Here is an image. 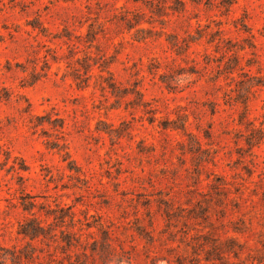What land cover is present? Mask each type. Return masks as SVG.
I'll return each instance as SVG.
<instances>
[{
	"label": "rangeland",
	"instance_id": "obj_1",
	"mask_svg": "<svg viewBox=\"0 0 264 264\" xmlns=\"http://www.w3.org/2000/svg\"><path fill=\"white\" fill-rule=\"evenodd\" d=\"M0 264H264V0H0Z\"/></svg>",
	"mask_w": 264,
	"mask_h": 264
},
{
	"label": "trees",
	"instance_id": "obj_2",
	"mask_svg": "<svg viewBox=\"0 0 264 264\" xmlns=\"http://www.w3.org/2000/svg\"><path fill=\"white\" fill-rule=\"evenodd\" d=\"M137 86H138V83L136 82V88H137ZM134 91H135L134 93H136L138 95L140 94L139 90L135 89ZM31 206H33V205H31ZM37 228H41V227L37 226ZM30 234H31V238H35V237L39 236V233H37V230L31 232Z\"/></svg>",
	"mask_w": 264,
	"mask_h": 264
}]
</instances>
